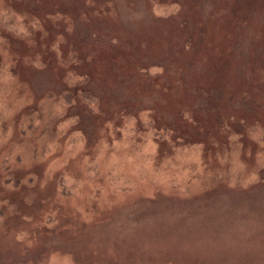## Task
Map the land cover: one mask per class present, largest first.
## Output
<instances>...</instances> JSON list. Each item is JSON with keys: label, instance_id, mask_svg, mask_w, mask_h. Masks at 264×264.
Instances as JSON below:
<instances>
[{"label": "rangeland", "instance_id": "1", "mask_svg": "<svg viewBox=\"0 0 264 264\" xmlns=\"http://www.w3.org/2000/svg\"><path fill=\"white\" fill-rule=\"evenodd\" d=\"M0 264H264V0H0Z\"/></svg>", "mask_w": 264, "mask_h": 264}]
</instances>
